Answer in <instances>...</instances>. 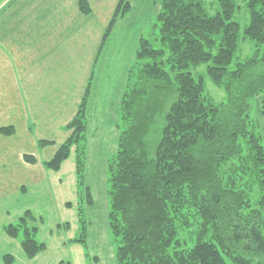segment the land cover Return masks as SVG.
<instances>
[{
	"label": "trees",
	"instance_id": "1",
	"mask_svg": "<svg viewBox=\"0 0 264 264\" xmlns=\"http://www.w3.org/2000/svg\"><path fill=\"white\" fill-rule=\"evenodd\" d=\"M160 4L156 30L141 37L128 74L117 153L108 163V228L116 264H264V144L251 117V102L264 96V0H248L250 23L243 31L234 0H219L214 14L204 0ZM80 9L90 12L87 0H80ZM130 9L128 0H120L94 66L116 22ZM246 41L254 54L240 59L239 44ZM202 64L226 93L225 101H214L204 79L193 75ZM92 79L93 72L66 127L71 137L44 163L57 173L74 150L78 232L70 243L85 249L87 209L94 203L86 185ZM25 161L36 163L32 156ZM256 186L261 197L253 202ZM36 222L26 212L3 227L29 260L46 249ZM69 228L68 223L58 226ZM4 261L13 264L14 257L6 254Z\"/></svg>",
	"mask_w": 264,
	"mask_h": 264
},
{
	"label": "crops",
	"instance_id": "2",
	"mask_svg": "<svg viewBox=\"0 0 264 264\" xmlns=\"http://www.w3.org/2000/svg\"><path fill=\"white\" fill-rule=\"evenodd\" d=\"M87 2L90 12L84 14L80 0H0V211L17 221L31 212L46 246L29 260L19 241L1 234L0 242L21 264H116L108 228V163L117 153L119 106L147 21L131 4L94 66L120 0ZM92 72L86 185L94 203L87 209L85 249L70 243L78 232L74 150L57 173L45 169L44 163L71 137L66 127L80 108ZM6 129L11 133L1 131ZM41 141L51 144L40 147ZM25 156L36 163H27ZM22 196L37 197L35 204L45 210L64 208V218L46 226L47 219L32 211L35 204H13L12 197L18 201ZM65 223L69 230H58Z\"/></svg>",
	"mask_w": 264,
	"mask_h": 264
},
{
	"label": "rangeland",
	"instance_id": "3",
	"mask_svg": "<svg viewBox=\"0 0 264 264\" xmlns=\"http://www.w3.org/2000/svg\"><path fill=\"white\" fill-rule=\"evenodd\" d=\"M234 1L239 6L238 10L235 13V20L238 21L241 27V31H243L250 23V14L247 8L248 0H234ZM128 3L130 5V8H131V4H133L134 6H136L135 9L137 10V13L146 17L147 27L145 29V33H143L142 36H148L152 33V31H155L156 29L153 28V26L155 25L156 18L161 11V4H160L161 0H133V2L131 1V3H130V0H128ZM204 3H205V6L208 12L211 14H214L219 7V0H204ZM129 13L122 19L126 18L129 15ZM262 51L264 52V46L262 48ZM253 54H254V46L250 41L240 42L237 57H239L240 59H247L249 57H252ZM192 73L195 77H202L204 79L206 93L214 101L216 102L225 101L226 93L220 87H217L216 85H214L207 75V64H202L196 68H193ZM262 100H264V96L260 98L258 97L256 100H253L251 102V106H252L251 117H252V120L256 124L259 125L258 130H259V133L263 135V144H264V132L261 130L262 127L260 124L261 122L260 113H261V108H262V104H261ZM260 197H261V191L259 187L256 186L253 194L251 195L252 201L256 202L260 199ZM12 198H13V201H12L13 204L17 205L18 207H23V206L33 207V204L36 203L35 200L37 201V197H33V196H29V197L22 196L21 197L22 199L18 198V201H17V198L15 197H12ZM31 209L37 215L41 214L47 219L46 226H49V225L52 226L54 222L61 221L64 218V208L62 207L60 210L50 211V210H45L43 206L40 204H35V206ZM38 212H40V214H38ZM262 212H263V219H264V210ZM14 219L15 218L13 217L8 218L4 212L0 211V235L3 234L4 237L7 236L3 232V227L10 223H16L17 219L16 220ZM190 229L193 230L194 227ZM263 230H264V227H263ZM38 239H40V237H38ZM16 242H18V240H16ZM6 254H11V253L6 249V246L4 245V243L0 242V264H5L4 255ZM12 254L14 255L15 253H12ZM13 264H21V263H19L18 261H15Z\"/></svg>",
	"mask_w": 264,
	"mask_h": 264
}]
</instances>
